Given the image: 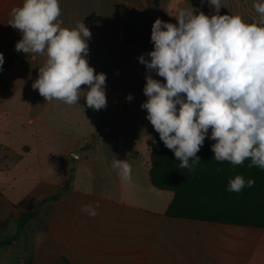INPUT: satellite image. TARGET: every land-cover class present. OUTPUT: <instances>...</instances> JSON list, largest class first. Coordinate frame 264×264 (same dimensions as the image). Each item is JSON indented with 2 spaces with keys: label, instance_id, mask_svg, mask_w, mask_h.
I'll return each mask as SVG.
<instances>
[{
  "label": "crops",
  "instance_id": "crops-1",
  "mask_svg": "<svg viewBox=\"0 0 264 264\" xmlns=\"http://www.w3.org/2000/svg\"><path fill=\"white\" fill-rule=\"evenodd\" d=\"M59 3L62 27L83 22L92 34L86 58L97 74H106L107 107H87L83 94L72 106L45 101L32 84L46 56L17 52L22 35L9 24L11 10L22 0H0V53L4 63L12 59L0 73V222L7 225L0 241L17 233L20 216L33 205L61 194L38 207L19 238L0 250L21 245L19 264L63 259L66 264H264V170L246 161L237 166L216 161L211 129L200 149L206 148L204 161L178 199L194 201L196 213L214 217L168 216L176 194L149 179L156 131L141 107L148 99L143 89L149 73L138 57L150 60L157 18L177 24L179 11L191 7L211 16L215 9L208 0ZM221 3L220 15L251 23L259 18L253 5L264 0ZM150 74L165 82L155 71ZM114 155L131 164L130 182H122L111 167ZM70 175V189L62 192ZM236 175L253 179L254 187L227 191ZM95 202L100 206L94 218L81 211Z\"/></svg>",
  "mask_w": 264,
  "mask_h": 264
},
{
  "label": "clouds",
  "instance_id": "clouds-1",
  "mask_svg": "<svg viewBox=\"0 0 264 264\" xmlns=\"http://www.w3.org/2000/svg\"><path fill=\"white\" fill-rule=\"evenodd\" d=\"M208 3L215 9L211 16L191 7L179 11L177 24L159 18L153 23L150 60L138 57L149 73L143 89L148 99L141 107L179 168L191 171L199 164L197 153L211 129L216 161L237 166L250 160L248 167L264 170V3L253 5L259 18L251 23L239 15H220L221 0ZM60 16L59 0H22L10 12L9 24L22 35L15 50L46 56L32 87L48 102L72 106L83 94L87 107L105 109L106 74H97L86 58L92 34L83 22L62 27ZM3 63L0 53V70ZM153 71L165 82L154 79ZM111 167L122 182L131 181L127 160L114 155ZM254 185L253 179L236 175L227 191ZM99 206L86 204L81 211L94 218Z\"/></svg>",
  "mask_w": 264,
  "mask_h": 264
},
{
  "label": "trees",
  "instance_id": "trees-1",
  "mask_svg": "<svg viewBox=\"0 0 264 264\" xmlns=\"http://www.w3.org/2000/svg\"><path fill=\"white\" fill-rule=\"evenodd\" d=\"M12 64V59H8L2 65V70L0 73L7 70ZM151 163L149 169V179L153 186L161 190H170L176 194L175 200L170 205L167 215L170 217H178V218H188V219H206L210 217H214L207 214H199L195 212L194 201H188L185 204H180L178 196L181 192L186 190L190 178L194 173L196 165L193 170L182 169L179 168V161L174 156V153L169 150L164 143L160 140L159 134L157 132L154 133L151 140ZM205 149L200 150L197 153V156L200 157L199 162L204 161V157L206 156ZM212 155V153H211ZM213 156V155H212ZM246 162H251L250 160H246ZM191 163V162H190ZM72 181V175L67 178L63 187L61 189L62 192L68 191L70 189V184ZM61 194H58L52 198L45 199L42 203L33 205V209L25 214H22L18 220V230L17 233L11 237L7 238L3 241H0V248L9 246L13 244L18 238L22 230H24L25 225L28 220L35 218L38 215V207L42 206L46 201L51 199H57ZM7 230V225L3 222H0V233L5 232ZM60 264H66L65 260H61Z\"/></svg>",
  "mask_w": 264,
  "mask_h": 264
},
{
  "label": "rangeland",
  "instance_id": "rangeland-1",
  "mask_svg": "<svg viewBox=\"0 0 264 264\" xmlns=\"http://www.w3.org/2000/svg\"><path fill=\"white\" fill-rule=\"evenodd\" d=\"M18 246L20 247H17V249L8 247L0 250V264H19V261L22 258V254L20 252H17V250L22 251V247L21 245ZM3 252L8 253L4 254Z\"/></svg>",
  "mask_w": 264,
  "mask_h": 264
}]
</instances>
